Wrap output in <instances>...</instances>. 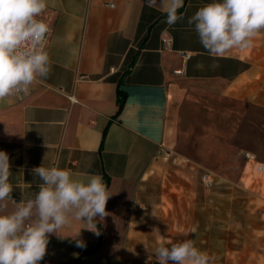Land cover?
Listing matches in <instances>:
<instances>
[{
  "label": "crops",
  "instance_id": "0c3cea01",
  "mask_svg": "<svg viewBox=\"0 0 264 264\" xmlns=\"http://www.w3.org/2000/svg\"><path fill=\"white\" fill-rule=\"evenodd\" d=\"M210 2L184 0L183 19L168 25L148 0H47L51 72L0 101L12 198L34 197L42 164L84 182L100 174L113 195L99 235L73 221L61 231L84 246L51 235L39 264H123L122 240L163 153L239 184L256 170L243 152L264 166V32L251 48L209 55L187 21ZM254 186L264 192V176Z\"/></svg>",
  "mask_w": 264,
  "mask_h": 264
},
{
  "label": "clouds",
  "instance_id": "9594fccd",
  "mask_svg": "<svg viewBox=\"0 0 264 264\" xmlns=\"http://www.w3.org/2000/svg\"><path fill=\"white\" fill-rule=\"evenodd\" d=\"M165 14V23L182 20L178 14L184 0H148ZM47 0H0V101L17 95H28L34 83L51 72L47 49L51 27L42 16ZM194 25L203 48L211 56H222L232 49L253 47L254 38L264 32V0H212L188 21ZM7 131V129H6ZM8 132V131H7ZM41 183L32 198L17 203L12 198L10 161L0 151V264H39L47 254L49 237L68 236L62 229L73 221H83L85 229L99 235L100 221L109 215L106 205L113 195L100 174L87 182L74 179L70 169L58 165L34 168ZM11 205V209L10 206ZM159 264H210L211 257L198 249L192 239L155 248Z\"/></svg>",
  "mask_w": 264,
  "mask_h": 264
},
{
  "label": "rangeland",
  "instance_id": "374dc122",
  "mask_svg": "<svg viewBox=\"0 0 264 264\" xmlns=\"http://www.w3.org/2000/svg\"><path fill=\"white\" fill-rule=\"evenodd\" d=\"M252 169V182L239 184L163 153L122 240L123 264H159L155 248L184 239L208 253L210 264H264V192L254 186V176L264 172ZM205 174L210 186L202 182Z\"/></svg>",
  "mask_w": 264,
  "mask_h": 264
},
{
  "label": "built area",
  "instance_id": "2783aa9c",
  "mask_svg": "<svg viewBox=\"0 0 264 264\" xmlns=\"http://www.w3.org/2000/svg\"><path fill=\"white\" fill-rule=\"evenodd\" d=\"M108 6L112 7L113 4L112 3H108ZM175 73H180L179 71L175 72ZM243 157L244 159L247 161V162H252L255 164L256 166V170L257 171H261L262 169H264V166H262L261 164H258L256 162V159H255V156L250 153V152H243ZM202 182L207 185V186H210L212 184V179L211 177L208 175V174H205L203 177H202Z\"/></svg>",
  "mask_w": 264,
  "mask_h": 264
},
{
  "label": "trees",
  "instance_id": "16d2710c",
  "mask_svg": "<svg viewBox=\"0 0 264 264\" xmlns=\"http://www.w3.org/2000/svg\"><path fill=\"white\" fill-rule=\"evenodd\" d=\"M119 107H121V103H120Z\"/></svg>",
  "mask_w": 264,
  "mask_h": 264
}]
</instances>
